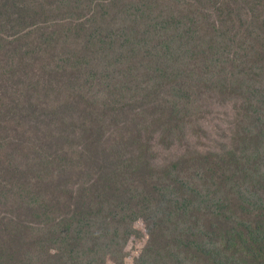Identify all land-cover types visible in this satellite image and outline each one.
I'll use <instances>...</instances> for the list:
<instances>
[{
	"label": "trees",
	"instance_id": "obj_1",
	"mask_svg": "<svg viewBox=\"0 0 264 264\" xmlns=\"http://www.w3.org/2000/svg\"><path fill=\"white\" fill-rule=\"evenodd\" d=\"M55 1L59 12L69 9L68 0ZM74 2L87 11L94 5V0ZM253 2L264 0H162L159 4L158 0H146L119 9L108 0H99L93 24L76 17L75 5L72 7L62 27L68 36H76L75 42L82 49L66 60L70 63L66 68L60 67L63 58L52 66L36 63L42 69L27 88L36 96L28 93L22 99L19 95L18 116L39 104L37 90L44 72L73 73L69 86H50L46 94L59 88L67 101L80 106L88 146L91 139H104L107 164L92 166L90 175L74 167L73 160L85 157L83 141L72 137L66 142L56 134L60 123L69 128L67 132H75L73 126L80 118L71 122L70 111L54 106L49 134L51 139L60 140L41 160L44 167L34 169L27 160L25 171H20L25 178L18 183H8L3 175L0 179V264H106V258L113 255L108 253L112 243L105 248L100 235L104 237L110 230L115 232V239L121 238L119 226L137 222L141 216L150 221L152 241H156V232L163 236V245L157 247L163 264H264V20L245 14V5ZM50 7L51 0H0V30L3 9L11 20L27 22L39 21ZM216 14L222 18L208 23ZM48 32L47 44L64 43L56 32ZM38 46L36 41L28 47L32 57ZM111 53L114 56L109 60ZM76 55L81 56L76 59ZM135 57L141 61L127 64ZM146 69H152L158 80L154 91L173 88L176 95L167 102L170 107L162 103L159 120L165 136L153 121L147 127V142L135 154L122 135L105 139L102 134L108 130L109 114L128 110L148 119V112L135 111L140 105L135 94L123 92V80L130 76L146 78ZM18 74L26 80L31 76L26 78L20 70ZM95 83L98 87L90 98L85 91ZM104 93L114 94L110 110H106L105 102L103 105ZM208 94L233 102L231 143L181 157L165 167L146 165L153 157L150 140L156 132L167 146L173 138L184 139L188 131L200 137V122L208 113L201 101ZM8 95L6 92L3 97ZM156 110L160 113L158 107ZM137 128L141 135L143 131ZM95 132L98 136L92 138ZM63 141L66 143L61 146ZM74 145L76 153L66 150ZM57 150L65 152L58 164ZM22 159H28L27 154L10 158L8 170L13 172ZM70 167L78 173L70 176ZM146 169L151 171L143 175ZM92 174L102 180L104 195L90 198L84 187L78 192V208L73 213L68 209L63 218L56 217L50 202L73 198L75 192L69 184ZM27 181L33 183L30 188ZM113 193L118 201L112 199ZM48 203L53 208L50 211L44 209ZM13 206L33 209L36 224L14 227L16 218L4 216ZM148 255L144 250L136 264H143ZM121 256L116 258L118 263Z\"/></svg>",
	"mask_w": 264,
	"mask_h": 264
},
{
	"label": "rangeland",
	"instance_id": "obj_2",
	"mask_svg": "<svg viewBox=\"0 0 264 264\" xmlns=\"http://www.w3.org/2000/svg\"><path fill=\"white\" fill-rule=\"evenodd\" d=\"M98 1L99 0H94L93 8L87 11L84 9V5L76 6L74 0H72L69 5L68 0L67 6L69 9H61L59 12L57 8L58 2L51 0V3L53 2V7H50L49 10L47 9L48 12H46L45 16L40 18L39 21L29 20L27 22H18L11 20V17L5 13L6 10L4 12L3 9L2 30H0V36L2 38L0 40V179H2L3 175L5 180H8V183H18L20 178H25V174L21 172L25 171L26 164L29 160L34 169L44 167L41 160L44 159V157L47 158V154L55 149L60 140L58 138L51 139L49 134L48 124L51 121L50 115L54 106H58L61 111H70L71 122L80 118V122H77L76 125L73 126L75 132H67L69 128H64V123H60L58 125L59 132L56 134V137H63L66 142L72 137L78 141H83L81 145L85 147V157L84 159L81 158V160H73V163L77 165L74 167H78L81 172L90 175L93 171L90 169L92 166L100 168L102 163L107 164L104 158V147H102L104 145V139H91L89 142L90 145L88 146V131H86V126L83 124L84 114L82 115L80 106L67 101L66 96H63V93H59V88H57L58 92L46 94L51 90L50 86H52V88L69 86L71 80L74 79H71L74 76L73 73L63 72L61 75L57 73L46 75V72H44V76L41 78V85L38 86L37 90L39 104L34 106V109H29L23 117L20 118L18 116V112H20V97L23 99L30 93L27 88L31 87L32 82L39 76L40 70L42 69L40 66L36 65V63L41 61V63L46 66H52L63 58L65 61L62 62L60 67L66 68L70 66V63L66 60L69 57H73L75 52L82 49V47L75 42L76 36L72 33H69L70 36H68L62 27L65 26L69 11L75 5L76 17L80 18L82 21L91 20V24H93L95 18L98 17ZM108 1L112 2L113 7L119 9L125 8L133 3L139 4L146 0ZM167 1L171 2L172 0ZM159 3H162V0H158V4ZM113 7H110V9L114 10ZM245 7V14H256L264 20V3L253 2L246 4ZM238 16L242 20L245 19L241 14H238ZM221 18L219 14L211 15L208 23L219 21ZM48 30L56 32L63 38L64 43L61 42L57 46H55L56 41L54 44H47L45 39L50 34ZM27 33H30V35L26 39H23V36ZM36 41L39 43V46L35 51V55L32 57L31 54L28 53V47L31 46V42ZM81 55H76V59L80 58ZM113 56L114 55L111 53L107 58L111 60ZM32 58H35V60H32ZM128 59L127 57L126 61H128ZM142 59H144V56ZM135 60L141 61L139 57H135L130 62H127V64L131 65ZM146 62L150 61L146 60ZM154 68L155 66L153 65V69ZM18 70H20L21 74L26 78L31 74L30 79H24L18 74ZM146 70L149 72V76L146 78L138 76L134 79L133 76H130L125 80L122 78V80L125 87L123 92L131 91L139 100L140 105L136 107L135 111L148 112V119L143 120L141 116L145 115H138L135 112L130 113L128 110H122L120 114L118 113L116 115L115 113L109 114L107 117L108 125H106V129L108 130L102 134L105 139L113 134L122 135L126 139L125 143L129 146L131 153L135 154L142 148L144 143L147 142L145 140L148 136L147 127L153 121L155 122L154 127L160 130L162 135L165 136V130L161 127L159 120L164 110L162 103L170 107L167 102L171 100L172 96L176 95L173 88H164L159 91H154V87L158 80L153 76L152 69ZM50 82L54 84L51 85ZM29 83L31 84L28 85ZM2 87L4 89H2ZM97 87L98 85L96 83L93 85L89 84L85 91L86 95L93 98ZM4 90L9 92L6 98L3 97L6 93ZM32 95L36 96L35 94ZM102 96L104 99L103 105L105 102L106 110H110L113 105L114 94L104 93ZM33 102L34 101L30 102L31 105ZM201 104L205 106L208 113L203 118V121L200 122V126L203 128L200 137L188 131L184 139L177 141L173 138L170 142V146H167V144L161 142V133L156 132L150 140L153 157L148 159L149 162H147L146 165L150 163L153 168L165 167L181 157L192 156L193 153L203 152L214 147L222 149V144L229 145L231 143V125L235 118L232 100L223 99L222 97L214 95L210 96L208 94L206 97H203ZM142 107L147 109H143ZM156 107H158L160 113L156 110ZM87 110H89V108H87ZM131 122H135V124ZM137 126L143 131L141 135L138 133ZM55 132L56 130H52L53 134H55ZM97 136L98 134L95 132L92 138ZM65 141L61 142V146L66 143ZM76 145L79 146L80 144ZM66 150L72 154L76 153L75 145L67 147ZM17 154L23 156L27 154L28 159H22L16 164V168L13 169V172L9 171L8 162L10 158ZM64 154V151L57 150V164L62 162V156ZM39 156L41 157L34 158ZM69 170L70 176H74L78 173V169L74 170L70 167ZM150 171V169H146L142 174L148 175ZM62 176L64 177V174ZM32 184V182L27 181L26 185L30 188ZM69 187L75 192L73 198H65L50 202L58 218H63L62 213H66L68 209L73 213L78 208L75 207L78 203V192H81L84 187L86 188L85 191H88V196H90V198L104 195L102 180L96 178L95 174H92L88 178H80L76 180L75 183H70ZM90 198L86 202L90 201ZM112 199L119 200L114 193L112 194ZM50 203L44 207L46 211L53 209ZM4 216L16 218L17 222L13 225L14 227L19 226L21 223L25 225L27 222H31L34 225L36 224L33 209L29 207L13 206L7 210ZM137 220L139 221L119 226L122 229L120 234L121 238L115 239V232H111L110 230L104 232L106 234L104 237H102L103 234L100 235L101 238H99L102 246L112 243V248L108 250V253L113 252V255L106 258V264H136V260L142 256L144 250H148L149 255L143 264H163L162 257L157 255L159 251L157 249L158 245H163V236L161 232H156V241H152V234L149 233L150 221L144 216L139 217ZM37 226H41L39 222ZM155 249L157 251H155ZM119 255L122 256L118 263L116 258ZM120 261H122V263H120Z\"/></svg>",
	"mask_w": 264,
	"mask_h": 264
}]
</instances>
